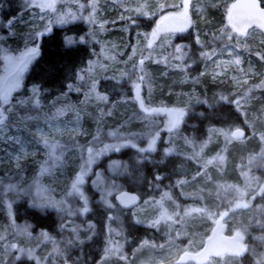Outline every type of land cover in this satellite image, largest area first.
Masks as SVG:
<instances>
[{
  "label": "rangeland",
  "instance_id": "1",
  "mask_svg": "<svg viewBox=\"0 0 264 264\" xmlns=\"http://www.w3.org/2000/svg\"><path fill=\"white\" fill-rule=\"evenodd\" d=\"M64 1L75 3L79 13L70 21L58 15L52 24H63L61 19L64 23L81 20L89 29L88 40L93 44L95 38L90 32L125 28L123 39L131 43L120 49L116 58L121 57L123 64L136 56L135 67H138V60L160 63L162 77L169 76L176 82L177 76L180 91H176L175 96L155 95V83L149 82L144 75L131 81L127 78L129 71L111 67L108 80L114 78L115 82L122 83L127 78L134 99L109 102V96L100 91L98 85L107 79L103 74L95 73L103 62L93 57L88 63L90 68L84 70L83 76L80 74L77 85L71 90L78 96L76 101L75 96H68L50 106L44 105L38 100L36 91L24 89L25 77L35 58L27 65L23 58L28 49L35 47V31H30L28 26L14 27L13 23H8L14 16L11 17L0 28V82H16L17 90H6L7 101L2 99L4 92L0 93V117L7 126H14L19 118L29 113L62 117L77 109L87 134L81 140L83 144L79 140L78 144L58 142L47 145L46 158L0 180V215L9 225L7 233L0 229V264H13L21 259L32 264H71L60 263L56 240L43 231L33 235L27 223L15 220L14 202L26 199L39 210L55 209L65 216L60 230L70 232L73 243L80 245L94 231L88 220L90 204L85 197L82 199L83 185L91 175V166L103 155L126 145L137 148L144 154L143 160L150 161L161 139L164 158L180 156L181 163L190 169V175L172 178L164 184H152L148 188L150 193H145L142 198L139 196L140 204L127 212L132 222L153 229L160 237L145 238L137 247L126 251L122 236L117 238L122 207L113 199L118 192L124 191L119 180L124 176L122 163L120 160L106 163L109 178L99 171L92 175L91 185L98 197L95 204L107 212L103 254L96 264H178L183 252H197L202 248L215 221L228 212V208L230 214L223 222V233L239 234L253 264H264V204L249 207L254 196L262 195L264 199V79L254 78L241 97L227 90L216 95L208 87L189 95L191 87L188 88L196 85L209 62L225 48L235 52L233 56L219 57L218 73L225 70L238 73L240 69L257 65L263 75L264 33L251 31L248 37L250 49L238 45L240 34L234 35L226 21L233 0H216L212 5L222 16L217 25L204 21L205 2L214 0H131L120 6L122 14L114 17L113 22L105 14L100 19L95 17L99 8L103 9L106 4L105 0H85L84 3L57 0V3ZM47 2L32 0L28 7L40 8L36 4ZM199 13H202V19L196 20ZM139 20L152 22L150 30H138ZM131 24L135 25V31L128 29ZM105 51L104 55L111 57V51ZM217 101L232 104L240 113L247 130L244 139L236 140L232 136L233 130L241 127L212 129L202 141H193L179 133L185 110H193L202 104L214 106ZM138 105L151 114L146 117L139 114L136 111ZM164 130L163 138L160 132ZM48 173L68 176L71 181L48 190L43 186V178ZM254 191L253 197L248 196ZM85 208L88 209L86 213ZM238 259L224 256L212 259L208 264H240Z\"/></svg>",
  "mask_w": 264,
  "mask_h": 264
},
{
  "label": "trees",
  "instance_id": "2",
  "mask_svg": "<svg viewBox=\"0 0 264 264\" xmlns=\"http://www.w3.org/2000/svg\"><path fill=\"white\" fill-rule=\"evenodd\" d=\"M30 1L32 0H0V16L3 25L11 17L28 8ZM52 1L55 4L57 3V0ZM75 1L80 3L85 2V0ZM129 1L131 0H127V2ZM215 2L216 0L210 1V3L205 2L206 10L204 21L209 25H217L222 19L221 13H219L215 7L212 8V5L214 6ZM260 2L262 7H264V0H260ZM106 6L107 3L103 5L104 8H106ZM46 8L47 7L43 10ZM39 9L42 10L41 8H37V10ZM117 13L118 14H113V16L116 17L122 14L120 9H118ZM201 15L202 13H199L196 20H201ZM56 16H58V14L57 12H54L53 18L49 21L42 20L38 25L33 23L26 25L30 28V31H35V33H33L34 46L39 47V55L36 56L34 61L30 64L29 71L24 81V89H37L36 95L38 100H40L42 104L48 106L68 96H75V101L78 99L77 94H73L71 90L77 85L80 74L83 76L84 70L92 60V55L95 50V45L88 40L89 29L83 21L80 20L55 25L52 24V21ZM151 25L152 22L145 23L142 22V20H139L136 27L140 31L147 32L150 30L149 28ZM44 26L46 28L41 29ZM16 27L19 28L22 26L17 25ZM49 27L51 28L50 33L47 32ZM227 28L236 35V32L230 26L227 25ZM38 33H42L43 35L37 36ZM69 36L73 39L72 45L66 44V38ZM81 37L84 38L83 42H81ZM184 39H187L186 36H184ZM158 68L159 66L154 65L148 66L147 68L148 74L146 75V78L149 82L155 83V92H153V94L166 95L170 88L169 96H175L174 93L180 91L178 88L179 80L176 78L177 76H175L176 82H174V79H171L169 76L162 77V72L159 73ZM140 69L141 66L138 65L133 74L134 78L132 75L127 77L130 78L128 80L132 81L133 79L135 80L137 76H141L139 75ZM143 75L144 74H142V77ZM172 75H174V73ZM127 78L126 81L122 83L115 82L114 78L103 80L102 82H98V85H100L99 89L105 93V95L109 96V102L116 99H134L131 93L132 85ZM198 80L199 81L196 85L188 86V88L191 87L189 95H193L192 89L197 90L198 92L201 91L203 87L210 88L216 95L219 94V92L226 90L224 86L216 87L211 85L205 77L201 76ZM69 86H71V88ZM136 98L137 97L135 96V99ZM139 106L140 105L136 107V111L139 114L145 117L148 116V114H151L150 112L146 113V110L142 109L141 106L140 109H138ZM78 114L80 115L86 136V126L80 112H78ZM234 127H241L247 133L241 115L236 108L232 104L217 101L214 106H205L202 104L196 106L193 110H185L183 123L179 128V133L193 141H202L212 129ZM165 133V130L160 132L163 138L165 137ZM77 142H79L78 138L63 143L78 144ZM79 143L83 144L82 141ZM156 147L157 149L150 157V161L143 160L144 154L137 148L126 145L114 149L110 154L103 155L100 160L95 161V164L91 166V175L83 185L82 199L85 197V200L90 204L88 220L92 223L94 231L89 239L82 244L79 245L73 243L70 239L71 233L60 230V224L65 219V216L62 214L60 215L55 209H46L42 211L32 207L29 200L22 199L13 204L15 220L17 222L23 221L27 223L28 229L33 235H36L39 231H43L56 240L60 249V263L96 264L103 254L102 247L105 243L104 239L106 237L104 222L107 218V212L101 207V205L95 204L98 197L91 185L92 175L99 171L103 176L109 178L108 172L106 171V163L110 160H120L122 168L124 169V176L119 178L122 187L126 191L138 194L141 198L145 193H150L148 188L154 183L164 184L165 182H171L172 178H178L180 176L188 177L190 175V169L187 165L181 163L180 156L175 154L164 158L162 154L164 147L162 139L159 140ZM138 148H140V146ZM262 177V180H264V172L262 173ZM255 194L256 191L248 196L253 197ZM78 202L81 205L83 204L81 199H79ZM257 204L261 206L264 204L262 195L254 196V200L249 204V207ZM129 210L130 209L128 208H122L123 217L121 223L117 225L120 235H118L117 238L119 239L122 236L121 241L124 240L126 251H130L132 248L137 247L145 238L153 236L152 238L156 239L160 237L153 229L132 222L127 214ZM228 213H230L229 208ZM2 219L3 218L0 215V221ZM238 262L240 264H253V260L248 254L243 258L238 259ZM13 264H32V262L26 259H21Z\"/></svg>",
  "mask_w": 264,
  "mask_h": 264
},
{
  "label": "built area",
  "instance_id": "3",
  "mask_svg": "<svg viewBox=\"0 0 264 264\" xmlns=\"http://www.w3.org/2000/svg\"><path fill=\"white\" fill-rule=\"evenodd\" d=\"M105 1L107 3L106 8H99V12L95 15L96 19H100L104 13L109 15L118 14L119 4L127 2V0ZM54 12L63 14L66 20H70L77 16L79 9L70 2L61 3L53 10L38 11L28 9L25 13L18 15L14 23L17 25L22 23L38 25L42 20H51ZM250 33L240 35L238 45L241 48H251L248 38ZM244 37H247L248 40ZM256 43L260 44V41L256 40ZM234 52L230 48L221 50L218 56L209 62L208 68L202 73V77H205L211 85L216 87L224 86L232 95L241 97L245 95L247 86L252 83L254 78L262 77L264 79V74L262 75L257 70L259 68L257 65L240 69L238 73L232 70L218 73L217 70L220 67L218 64L219 57L221 55L233 56ZM222 67H224V64H222ZM192 94H196V91L193 90ZM254 96L256 97L257 94ZM83 137H85V129L83 128L80 115L76 111L66 118L49 117L33 113L21 119L19 126L10 127L2 124L0 126V178H6L19 172L28 162L44 158L46 149L43 146V142L70 141ZM68 180V176L48 174L43 183L46 188L54 189L64 185ZM0 226L3 231L6 232L8 230L7 225L3 222L0 223Z\"/></svg>",
  "mask_w": 264,
  "mask_h": 264
},
{
  "label": "water",
  "instance_id": "4",
  "mask_svg": "<svg viewBox=\"0 0 264 264\" xmlns=\"http://www.w3.org/2000/svg\"><path fill=\"white\" fill-rule=\"evenodd\" d=\"M48 3L54 5L52 0H48ZM227 21L240 34L248 33L252 29L264 33V7H262L260 0H233ZM8 98V93L5 90L2 99L7 101ZM1 122L2 120H0ZM232 136L236 140H242L246 137V132L242 128H237L233 130ZM114 199L125 208H134L141 201L138 194L130 191H121L114 196ZM227 216L228 213L226 212L215 221L210 234L199 251L183 252L177 263L208 264L212 258L222 256L243 258L246 256L248 251L241 241V236L239 234L225 235L223 233V221Z\"/></svg>",
  "mask_w": 264,
  "mask_h": 264
},
{
  "label": "crops",
  "instance_id": "5",
  "mask_svg": "<svg viewBox=\"0 0 264 264\" xmlns=\"http://www.w3.org/2000/svg\"><path fill=\"white\" fill-rule=\"evenodd\" d=\"M106 17H108L109 20H112L113 22L114 16H106ZM128 29L130 31L136 30L134 24H131ZM124 30L125 28L119 27V28H109V30L107 29L97 30L94 34L93 32H90L91 35H94L92 36V38L93 39L95 38V42H94L95 50H94V54L92 55V59L93 57H95V59L99 58L103 62L102 66H100L99 64V68L95 73L97 74L98 72L103 74L105 79H108L107 78L108 74L112 73L111 67H116L119 71H124L125 69L130 72L129 76H132L135 73V68L137 67V66L135 67L136 56H133L131 60H128L126 63L123 62V64H122L123 59L121 57L118 56L116 58V56L120 53L119 50L123 49L125 45L128 46L131 43L130 41H125V39H123L125 33ZM105 50L111 51V57L104 55ZM105 52L107 53V51ZM138 63H139L138 65L141 66L140 75L144 74V78H146V75L148 74L147 71L148 66H152V65L159 66L158 68L159 73L163 72L162 71L163 68L160 63L152 62L151 60L148 61L144 60L143 62H140L138 60ZM86 68L87 69L90 68V65H87ZM166 95L169 96V92H167Z\"/></svg>",
  "mask_w": 264,
  "mask_h": 264
},
{
  "label": "snow or ice",
  "instance_id": "6",
  "mask_svg": "<svg viewBox=\"0 0 264 264\" xmlns=\"http://www.w3.org/2000/svg\"><path fill=\"white\" fill-rule=\"evenodd\" d=\"M37 7H40L42 10L45 8V7H48V8H53V4H42V3H39V4H36ZM75 19V17H73ZM61 23H64L65 21L63 19H61L60 21ZM9 24L12 23V21H9L8 22ZM47 32L50 33L51 32V28L49 27L47 29ZM40 35H43L42 33H38L37 36H40ZM81 42H83L84 38L81 37ZM73 43V40H72V37H67L66 38V44L67 45H71ZM39 55V47H32L30 49H28L27 53H26V56L23 58V62L25 63V65L29 64L31 62V60L33 58H35L36 56ZM71 88V86H69ZM5 90H8V91H16L17 90V84L16 82H0V93H3ZM32 91H37V89H32ZM61 115H63V113H61ZM83 211L86 213L88 211L87 208L83 209Z\"/></svg>",
  "mask_w": 264,
  "mask_h": 264
},
{
  "label": "bare ground",
  "instance_id": "7",
  "mask_svg": "<svg viewBox=\"0 0 264 264\" xmlns=\"http://www.w3.org/2000/svg\"><path fill=\"white\" fill-rule=\"evenodd\" d=\"M110 88V87H109ZM114 89V88H113ZM115 90V89H114Z\"/></svg>",
  "mask_w": 264,
  "mask_h": 264
}]
</instances>
